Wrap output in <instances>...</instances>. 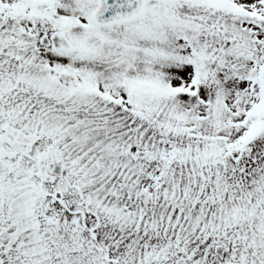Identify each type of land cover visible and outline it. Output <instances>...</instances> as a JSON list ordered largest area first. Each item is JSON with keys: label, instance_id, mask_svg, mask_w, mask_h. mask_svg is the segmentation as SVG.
<instances>
[{"label": "snow or ice", "instance_id": "obj_1", "mask_svg": "<svg viewBox=\"0 0 264 264\" xmlns=\"http://www.w3.org/2000/svg\"><path fill=\"white\" fill-rule=\"evenodd\" d=\"M0 264H264V0H0Z\"/></svg>", "mask_w": 264, "mask_h": 264}]
</instances>
